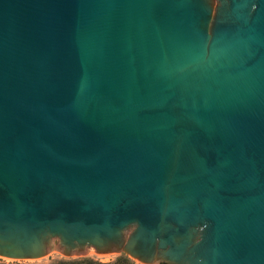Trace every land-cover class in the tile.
<instances>
[{
	"label": "water",
	"instance_id": "obj_1",
	"mask_svg": "<svg viewBox=\"0 0 264 264\" xmlns=\"http://www.w3.org/2000/svg\"><path fill=\"white\" fill-rule=\"evenodd\" d=\"M264 264V0H0V259Z\"/></svg>",
	"mask_w": 264,
	"mask_h": 264
},
{
	"label": "trees",
	"instance_id": "obj_2",
	"mask_svg": "<svg viewBox=\"0 0 264 264\" xmlns=\"http://www.w3.org/2000/svg\"><path fill=\"white\" fill-rule=\"evenodd\" d=\"M0 264H13V263H5L0 260ZM53 264H132V262L126 257H120L116 261L112 262H102L100 260L92 259V258H82V259H73V260H60Z\"/></svg>",
	"mask_w": 264,
	"mask_h": 264
},
{
	"label": "rangeland",
	"instance_id": "obj_3",
	"mask_svg": "<svg viewBox=\"0 0 264 264\" xmlns=\"http://www.w3.org/2000/svg\"><path fill=\"white\" fill-rule=\"evenodd\" d=\"M120 257H125V256L124 255H108V256L102 257V256H97V255L91 254L87 258H92V259L100 260L102 262H112V261H116ZM60 260H64V259L61 258L59 255H52V256H50L48 258L43 259L42 261L35 262V263H32V264H53V263H55L57 261H60ZM132 264H135V263H132ZM154 264H166V263L156 262Z\"/></svg>",
	"mask_w": 264,
	"mask_h": 264
}]
</instances>
